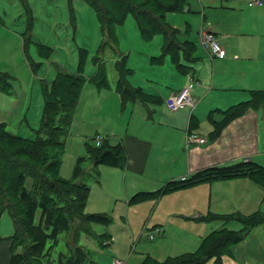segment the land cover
<instances>
[{
  "label": "rangeland",
  "instance_id": "1",
  "mask_svg": "<svg viewBox=\"0 0 264 264\" xmlns=\"http://www.w3.org/2000/svg\"><path fill=\"white\" fill-rule=\"evenodd\" d=\"M189 1L198 11L188 15L191 25L189 30L195 39L197 37L198 51L205 54V56L201 55L203 58L209 56L200 43L201 27L209 29L233 19L235 20L234 25L244 32V36L257 31L258 27L253 28L252 23L245 18L241 10L234 11L228 8L227 5L232 0H214V3L212 0ZM174 14L169 13L167 16ZM177 14L180 19L182 14ZM181 24L184 25L185 22ZM117 28L116 47L121 51L127 49L126 54L130 55L129 61L126 57L127 67H135L137 71L135 80H141L142 75L147 76L150 72L148 67L152 62L162 61L161 57L153 58L158 56L155 51L160 44L159 37L162 36L155 35L149 42L143 40L136 19L131 14ZM102 41L98 16L94 8L83 0H0V72L9 75L6 79L9 82L8 86L4 89L0 88V123H4L6 129L13 134L29 138H36L39 135L44 137L43 157L38 156L42 157L43 161H37L42 168V173L52 180L55 179V168H50L49 164L58 160L57 174L60 178L78 184L84 183L89 187L84 212L86 214H106L111 218V223L108 224L94 223L92 231L89 232L90 235L84 230H79L77 245L83 246L87 253L88 258L85 262L104 264L110 255H116L119 256L116 258L123 260L124 264L131 262L142 264L147 256L150 257L149 262L163 263L166 259L196 252L201 245L200 240L203 235L213 234L214 237L211 239L218 240L217 238L222 239L231 231L240 233L245 225L243 226L238 217L240 212L234 204L236 197L234 196V199L221 192H217L212 197L214 211H211V214L215 215V218L202 221L204 225L197 224L195 227L193 226L194 220L201 223L200 215L189 211L186 213L189 218H185L188 222H185L180 219L174 209L176 202L180 199L186 200L183 198L185 190L182 189L187 187L180 188L179 195L176 194V190H168L158 194V198L151 196L146 200H137L131 204L126 203L123 198L117 201L112 197L108 189L116 197L123 192V196H126L125 180L127 176L130 180L131 172L127 171V165L124 168L105 163L96 166L88 158L87 143L95 150H105L104 137L107 138L113 134L123 136L127 132L134 131L139 134H149L151 130L148 131V126L151 124L146 118V110L139 104L131 101L123 108L115 89L118 76L116 60L119 57L115 55L113 48L101 49ZM242 43L246 46L251 44L246 40H242ZM97 58L101 59L105 65L108 85L100 87L97 85L98 82L88 80L80 96L82 101H80L79 118H77V109L71 123L67 126L62 124V126L63 112H60L52 123V127L62 126L65 134L59 139V144L54 142L56 140L53 138L52 142L49 131H41L45 104L43 86L55 79L58 69L61 70V68H66L72 73L79 72L85 76H91L96 69L95 60ZM164 103L158 106L164 108L166 107ZM64 107L69 109L70 103ZM202 132L208 134L206 131ZM98 137H102L101 144L98 143ZM174 141L178 142L177 139ZM157 163L162 162L158 161L155 156V159H151L149 163V169L169 172L163 165L159 166ZM102 166H108V168L104 169L106 172L100 175L99 169ZM171 169L173 170L172 166ZM76 171H78V177H76ZM148 177H151L150 172L145 174L146 180L138 175L134 182L140 186L157 184L156 181H147ZM101 180L103 187L98 183ZM166 182L162 183V187ZM72 190L73 195L81 191V188L76 185ZM249 194L252 195L246 201L245 209L250 207L247 205L260 199L259 195ZM263 198L258 205L251 207L250 213L255 211L264 213ZM62 205L54 203L55 215L62 216L61 213L65 209ZM130 206L131 209H129ZM66 211L70 216L71 226L68 230L60 231L53 243L50 255L54 264H58L60 256H69L72 251L76 250L71 240L77 229L76 225L80 222L76 215V219L73 217L71 211L70 213ZM38 212L36 223H39L41 219V210ZM246 215L248 213L242 214L241 212V217ZM156 222L161 226L154 227L153 224ZM260 226L261 224L254 228ZM156 228H161L162 231L158 233L155 231L156 235L153 240L147 233H153ZM105 233L112 235L113 243L102 246L96 237L100 239ZM250 233L243 240L247 239ZM13 234L12 218L8 211H4L0 215V238L9 239ZM250 236L254 240L250 246L235 247L237 244L231 240L225 246L221 244L218 249L219 257H211L205 264H215L217 258H220L222 264H264V227L262 226L256 235L251 234ZM33 237L32 235L27 236L26 239L29 242ZM47 249L44 253L48 252ZM24 250H26L24 244L17 248V252ZM125 253H127L126 258H120ZM9 258L11 259V256Z\"/></svg>",
  "mask_w": 264,
  "mask_h": 264
},
{
  "label": "crops",
  "instance_id": "2",
  "mask_svg": "<svg viewBox=\"0 0 264 264\" xmlns=\"http://www.w3.org/2000/svg\"><path fill=\"white\" fill-rule=\"evenodd\" d=\"M212 2L214 3L215 1L212 0ZM227 6L234 11L241 10V13L246 16L245 18L252 23V27H258L259 29L257 28V31L244 36V32L238 30L234 25L235 20L233 19L228 23L217 24V27H210L209 29L218 36L227 50L225 57L213 58L207 53L209 57L203 58L202 56H205V54L199 53L197 37L195 36V39L189 30L191 25L188 16L198 11L194 5L190 4L189 0L182 11L171 12L175 14L167 16V20H170H168L170 25L177 31L175 40L178 47L176 46V48L167 52L165 38L162 34H158L162 37H159L160 44L155 51L158 56L153 58L161 57L162 61L152 62L148 67L150 72L147 76L142 75L141 80H138L139 82L135 80V74L137 73L135 67H127V58L128 61L130 60V55L126 54L127 49L121 51L116 47L118 35L113 46L109 47L113 48L115 55L119 57L116 60L118 76L115 89L123 108L131 101L139 104L141 108L146 110V118L151 124V126H148V131L151 130L149 134H139L134 131L131 133L127 132L123 136L113 134L107 136V138L104 137L105 143L111 146L121 145L124 147L127 158L125 166L127 165V171L131 172L130 180H128V176L125 180V197L123 196L124 192L119 197H116L108 189L116 200L123 198L126 203L131 204L135 202L132 200L134 195L140 192L150 193L142 199L146 200L151 196L158 198L160 194L168 190H176V194L179 195L181 193L179 189L187 187L182 189L185 190L183 198L186 200L180 199L174 205V209L180 219L185 222H188L185 218H189L186 216L189 211L200 215L199 221L201 223L194 220L193 226L195 227L197 224L204 225L202 221L215 218V215L211 214V211H214L212 197L217 192L232 198L236 197L234 204L238 208V212H240L238 217L243 226L245 225L243 218L253 214L250 213L251 207L258 205L264 197V187L255 183L249 177L213 180L200 178L198 181L193 180L195 176L209 168L233 165L241 161H253L257 165L264 167V105L259 107L250 106L242 114L228 118V114L233 112L237 106L252 101L254 92L264 91V6L251 5L247 0H232ZM177 13L182 14L180 19H178ZM203 15L205 17V14ZM184 22V25L181 24ZM139 32L141 33L140 30ZM142 38L148 42L152 40L145 39L143 36ZM239 40H241L240 43ZM242 40H246L251 44L246 46L242 43ZM124 57L126 59V79L129 87L134 91L142 92V94L128 99L124 98L118 90L120 78L118 61ZM97 70L96 65V69L91 76H85L79 72L73 74L85 78V88L86 83L92 79ZM61 71L69 72L66 68L58 69L57 72ZM191 77H195L198 80V84L193 90V94L199 99L197 108L193 110L184 108L174 112L166 107L158 106L166 102L165 100L173 93L181 90ZM108 83L107 79L101 85L99 83L97 85L102 87L107 86ZM80 101L82 100L79 99L76 108V111L78 109L77 118H79L81 108ZM164 105L166 106L165 103ZM202 131H206L208 134H203ZM188 132H196L206 137L208 139L207 143L192 144L190 146L186 143L185 145ZM175 139L178 142H175ZM155 156H157L158 161L162 162L161 164L157 163V165H163L169 172H157L149 169V163L151 159H155ZM106 168L108 166L100 167V175L102 172H106L104 170ZM147 172L151 174L147 181H156V185L142 184L140 186L134 182L137 180L138 175L146 180L145 174ZM179 173L183 174L179 175ZM183 176H186L187 180L183 181ZM173 181H176V183L170 184ZM163 182H166V184L162 187ZM98 183L103 187L102 180L98 181ZM104 187L107 186L104 185ZM249 193L259 195L260 199L247 205L250 207L245 209L246 201L252 195ZM242 196L244 197L240 199L239 197ZM129 209H131V206ZM241 212L242 214L248 213V215L241 217ZM203 213L207 215H202ZM153 226L160 227L161 225L156 222ZM262 226L264 227V223H261L260 227H253L251 233L249 232L250 235H256ZM86 234L90 235L87 232ZM250 235L247 239L236 243L235 247L250 246V244L254 243L253 237ZM209 236L210 234L201 236L199 249L194 253H188L201 255L203 264L209 258L219 257L220 254L218 249L221 246V241L208 238ZM12 237L9 239L0 238V264H9V256L12 255ZM96 238L102 246L109 245L110 242L113 243V237L109 233H105L100 239L99 237ZM54 242L55 240H50L47 255L42 257L43 261L41 260L43 264H54L50 255ZM71 243L73 244V242ZM78 247L79 249L72 251L69 256H60L58 264H87L85 261H87L88 256L84 247L81 245ZM215 247L216 251L219 252H216L217 255L212 254ZM126 256L127 253L122 254L120 258H126ZM114 257L119 256L110 255L104 264H111ZM149 258L147 256L142 264H154L149 262Z\"/></svg>",
  "mask_w": 264,
  "mask_h": 264
},
{
  "label": "trees",
  "instance_id": "3",
  "mask_svg": "<svg viewBox=\"0 0 264 264\" xmlns=\"http://www.w3.org/2000/svg\"><path fill=\"white\" fill-rule=\"evenodd\" d=\"M83 1L92 6L98 16L103 36L101 49L113 46V39L115 41L117 36V26L122 24L130 14L135 17L145 39H152L155 35L162 34L166 41L167 52H170L176 46L178 47L175 40L177 31L168 22L167 14L182 11L188 3L187 0ZM95 65H97L98 70L91 80L101 85L107 80L106 69L101 59L97 58ZM118 71L120 74L118 90L124 98L128 99L142 94L140 91L132 90L128 85L125 57L118 61ZM7 78H9V75L0 72V88L4 89L8 86ZM85 82V78L61 71L57 72L55 79L43 86L45 104L41 120V131H49L51 141L53 138L56 140L54 142L59 144V139L65 134L62 124L67 126L71 123ZM55 97L58 99L54 100ZM69 103V109L64 107ZM262 105H264V91H256L252 101L237 106L233 112L228 114V118L242 114L250 106L259 107ZM60 112H63L62 126L52 127V123ZM57 137L59 138L57 139ZM44 145V137L39 135L36 138H29L13 134L6 129L4 123H0V215L4 211H8L14 226L12 255L9 264H43L42 257L47 255L44 252L48 248L50 240H56L60 231L68 230L71 226V219L66 210L69 213L71 211L75 219L76 215L80 222L76 225L77 229L71 240L76 251L79 249L77 245L79 230L89 233L92 231L94 223H111V218L106 214H86L84 212L89 196V187L84 183L78 184L60 178L57 174L58 160H54L53 163L49 164L50 168H55V179L52 180L48 175L42 173V168L37 164V161H43L41 158L43 157ZM87 149L88 157L96 166L105 163L124 167L126 164V152L121 145L111 146L106 143L105 150H95L88 144ZM39 155L42 157H38ZM78 176V171H76V177ZM238 177H249L255 183L264 187V167L253 161H241L233 165L209 168L199 173L193 180L198 181L200 178L212 180L234 179ZM30 180H32L31 183ZM171 183L174 184L176 181ZM76 185L81 188V191L72 195V189ZM149 194L147 192L137 193L132 200H142ZM54 203L63 204L62 208L65 209L61 213L62 216L55 215ZM39 210H41V219L39 223H36ZM243 220L245 221V227L240 233L231 231L222 239L217 238L223 246L230 240L233 243L242 241L253 227L264 223V213L256 211L248 217H244ZM31 235L34 237L28 242L26 237ZM213 237L212 234L208 238ZM22 244H24L26 250L17 252V248ZM213 249L215 250L212 254L217 255L216 247ZM159 264H203V260L201 255L187 254L166 259ZM215 264H222L220 258H217Z\"/></svg>",
  "mask_w": 264,
  "mask_h": 264
},
{
  "label": "built area",
  "instance_id": "4",
  "mask_svg": "<svg viewBox=\"0 0 264 264\" xmlns=\"http://www.w3.org/2000/svg\"><path fill=\"white\" fill-rule=\"evenodd\" d=\"M251 5H264V0H247ZM200 43L203 49L211 57H225L227 55V50L225 49L222 42L219 40L218 36L215 35L210 29L201 27L199 31ZM198 80L195 77H191L188 83L183 86L181 90L173 93L170 97L167 98L165 104L168 109L171 111H178L180 109L189 108L191 110L195 109L198 105L199 99L193 94L194 88L197 86ZM98 143L101 144L102 137L97 138ZM208 139L196 132H188L186 136V143L188 146L192 144H205ZM182 180H187L186 176L182 177ZM161 228L154 229L153 233L148 234L150 238H155V231L160 232ZM162 231V230H161ZM111 264H124V261L118 258H115Z\"/></svg>",
  "mask_w": 264,
  "mask_h": 264
}]
</instances>
